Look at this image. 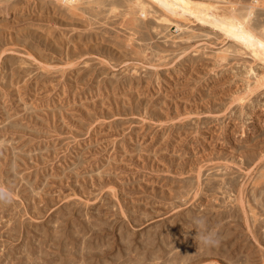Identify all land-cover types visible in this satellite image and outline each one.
I'll return each instance as SVG.
<instances>
[{
    "label": "rangeland",
    "instance_id": "1",
    "mask_svg": "<svg viewBox=\"0 0 264 264\" xmlns=\"http://www.w3.org/2000/svg\"><path fill=\"white\" fill-rule=\"evenodd\" d=\"M168 2L0 0V264H264V0Z\"/></svg>",
    "mask_w": 264,
    "mask_h": 264
},
{
    "label": "snow or ice",
    "instance_id": "2",
    "mask_svg": "<svg viewBox=\"0 0 264 264\" xmlns=\"http://www.w3.org/2000/svg\"><path fill=\"white\" fill-rule=\"evenodd\" d=\"M157 2L161 5V7H171L168 0H157ZM180 3H188V0H177V3L174 5L179 7ZM203 7V5H202ZM249 15H251V10L249 9ZM211 18V17H210ZM203 22V21H202ZM220 27L225 34L237 41L238 43L244 45L246 48H250L253 51L259 47L261 50H264V39H258L253 33L245 26L244 22L236 19L235 17L231 18V20L224 24L221 23L220 20H216V25Z\"/></svg>",
    "mask_w": 264,
    "mask_h": 264
},
{
    "label": "clouds",
    "instance_id": "3",
    "mask_svg": "<svg viewBox=\"0 0 264 264\" xmlns=\"http://www.w3.org/2000/svg\"><path fill=\"white\" fill-rule=\"evenodd\" d=\"M13 199V193L5 186L0 185V204H8ZM192 226L196 231V242L200 247H215L219 244L217 231L215 228H210L207 225L204 217H194ZM158 264V262H157Z\"/></svg>",
    "mask_w": 264,
    "mask_h": 264
},
{
    "label": "bare ground",
    "instance_id": "4",
    "mask_svg": "<svg viewBox=\"0 0 264 264\" xmlns=\"http://www.w3.org/2000/svg\"><path fill=\"white\" fill-rule=\"evenodd\" d=\"M79 1H80V0H79ZM55 2H56V1H55ZM57 2H58V1H57ZM70 2H72V0H61V3H63V4H68V5H69ZM61 5H62V4H61ZM70 5H71V4H70ZM70 5H69V6H70ZM73 7H74V6H73ZM74 8H75V7H74ZM66 9H67V8H66ZM72 9H73V8H72ZM248 16L251 17L249 14H248ZM227 17H228V21H230L231 18H232L231 16H227ZM249 21H250V20H249ZM247 22H248V21H247Z\"/></svg>",
    "mask_w": 264,
    "mask_h": 264
}]
</instances>
